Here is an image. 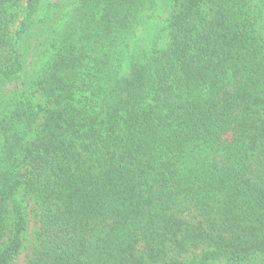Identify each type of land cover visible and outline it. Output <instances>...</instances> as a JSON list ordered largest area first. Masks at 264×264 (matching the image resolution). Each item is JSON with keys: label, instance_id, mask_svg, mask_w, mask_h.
<instances>
[{"label": "trees", "instance_id": "obj_1", "mask_svg": "<svg viewBox=\"0 0 264 264\" xmlns=\"http://www.w3.org/2000/svg\"><path fill=\"white\" fill-rule=\"evenodd\" d=\"M0 264H264V0H0Z\"/></svg>", "mask_w": 264, "mask_h": 264}, {"label": "rangeland", "instance_id": "obj_2", "mask_svg": "<svg viewBox=\"0 0 264 264\" xmlns=\"http://www.w3.org/2000/svg\"><path fill=\"white\" fill-rule=\"evenodd\" d=\"M36 228H37V225L33 221H31L28 229L24 233L25 243H26L27 248L19 256V259H20L19 261L21 263L24 262V259L27 257L26 255L29 254V252L31 251L30 249L31 245L35 242V239H36L35 232L37 230Z\"/></svg>", "mask_w": 264, "mask_h": 264}]
</instances>
